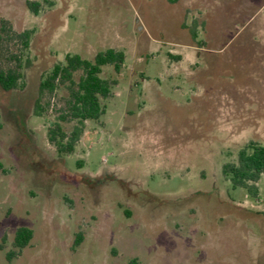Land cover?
<instances>
[{"label":"rangeland","instance_id":"rangeland-1","mask_svg":"<svg viewBox=\"0 0 264 264\" xmlns=\"http://www.w3.org/2000/svg\"><path fill=\"white\" fill-rule=\"evenodd\" d=\"M26 1L0 0L12 32L32 31L22 53L0 39V69L22 65L0 89V264H264V174L251 197L221 171L264 145V0ZM107 48L125 59L102 68L117 80L106 112L59 155L63 95L39 82L66 53ZM20 226L32 238L8 262Z\"/></svg>","mask_w":264,"mask_h":264},{"label":"trees","instance_id":"trees-1","mask_svg":"<svg viewBox=\"0 0 264 264\" xmlns=\"http://www.w3.org/2000/svg\"><path fill=\"white\" fill-rule=\"evenodd\" d=\"M41 5L39 1H26V6L32 13H37ZM10 32L21 45L19 52L29 46L32 31L26 29L14 33L8 22L0 16V39L2 34ZM18 57L13 56L16 62L13 67L0 69V89L3 91L15 89L21 84L22 65ZM124 59V52L115 48L98 51L92 59L83 58L79 54L66 53L62 62L54 63L43 75L38 86L39 94L52 96L61 92L63 95V106L58 111L53 124L47 129V139L59 155L73 152L86 121H96L105 114V101L110 97L117 80L102 77V68L110 66L115 74H119ZM47 108L48 105H41L39 99L35 102L34 114L43 116ZM67 122H74L70 130L64 127ZM221 171L233 188H243L251 197H257V183L264 174V145L254 141L247 142L238 150L233 161L222 165ZM31 238V229L18 227L11 241L12 249L5 253L6 260L10 262L17 257ZM80 241L81 235L77 234L74 245ZM126 264L139 263L133 258Z\"/></svg>","mask_w":264,"mask_h":264}]
</instances>
